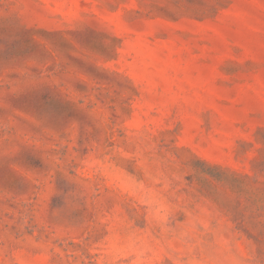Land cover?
<instances>
[{"label": "rangeland", "instance_id": "obj_1", "mask_svg": "<svg viewBox=\"0 0 264 264\" xmlns=\"http://www.w3.org/2000/svg\"><path fill=\"white\" fill-rule=\"evenodd\" d=\"M0 264H264V0H0Z\"/></svg>", "mask_w": 264, "mask_h": 264}]
</instances>
